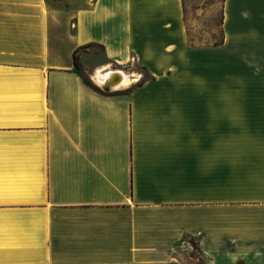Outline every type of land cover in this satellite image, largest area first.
<instances>
[{
    "label": "crops",
    "instance_id": "obj_1",
    "mask_svg": "<svg viewBox=\"0 0 264 264\" xmlns=\"http://www.w3.org/2000/svg\"><path fill=\"white\" fill-rule=\"evenodd\" d=\"M62 10L0 0V264H264V0L218 45L182 0ZM85 45L151 77L102 94Z\"/></svg>",
    "mask_w": 264,
    "mask_h": 264
},
{
    "label": "rangeland",
    "instance_id": "obj_2",
    "mask_svg": "<svg viewBox=\"0 0 264 264\" xmlns=\"http://www.w3.org/2000/svg\"><path fill=\"white\" fill-rule=\"evenodd\" d=\"M47 1L50 3V5L56 7L57 9H63L62 14L64 15V13L68 12V10L79 7L81 5L82 0ZM205 1L207 0H187L188 9L186 28L193 43H197L198 41H212V37H220L218 26L220 19V11L219 9L215 11H212L209 8L203 10L200 9V6L203 5ZM77 59L81 70L84 71L89 80L92 78L91 75H93L95 71L94 69L97 68L103 71L115 69H120L122 71H142L140 66L132 62L128 63V65H126L125 67L113 66L112 64L108 63L106 58L103 57L102 49L97 46H88L86 48L79 49L77 52ZM142 76L144 77V73H142ZM90 82L92 83L91 80ZM186 240L191 243V245L192 243L194 244V246L192 247V251L190 252V256H192L191 260L194 261L196 264L200 263V261L196 259L199 257L196 242L191 238H186Z\"/></svg>",
    "mask_w": 264,
    "mask_h": 264
},
{
    "label": "trees",
    "instance_id": "obj_3",
    "mask_svg": "<svg viewBox=\"0 0 264 264\" xmlns=\"http://www.w3.org/2000/svg\"><path fill=\"white\" fill-rule=\"evenodd\" d=\"M223 3L224 0H207L203 3V5L200 6V9H206L209 8L212 11H215L217 9H219L220 11V19H219V32H220V37L219 38H215L212 37V41H198L197 43H193L190 39L189 33H188V41L193 45V44H204V45H218L222 42L223 39V32H222V22H223V13H222V9H223ZM182 7H183V12H184V20L185 22L187 21V9H188V4H187V0H182ZM187 29V28H186ZM89 45H85L82 46V48L88 47ZM79 49V48H78ZM77 49V50H78ZM73 64L74 67L76 69V71L79 73V75L81 76L82 80L84 81L85 84H87L88 86H90L91 88H93L94 90L102 93V94H109L106 93L102 90H100L99 88H97L96 86H94L90 80L88 79V77L86 76V74L84 73V71L81 70L78 59H77V53L73 54ZM143 72H144V77L138 82V84H140L143 80L150 78L151 76L146 72V70H144L142 68ZM113 94V93H110ZM192 246H194V244L192 243Z\"/></svg>",
    "mask_w": 264,
    "mask_h": 264
},
{
    "label": "bare ground",
    "instance_id": "obj_4",
    "mask_svg": "<svg viewBox=\"0 0 264 264\" xmlns=\"http://www.w3.org/2000/svg\"><path fill=\"white\" fill-rule=\"evenodd\" d=\"M111 72H119L117 75V81L116 84L114 85L115 89H121L126 85H129L133 82L132 78L125 73L124 71H121L120 69H115V70H96L93 74V80L96 84H98V87L105 88L110 84L111 80Z\"/></svg>",
    "mask_w": 264,
    "mask_h": 264
},
{
    "label": "water",
    "instance_id": "obj_5",
    "mask_svg": "<svg viewBox=\"0 0 264 264\" xmlns=\"http://www.w3.org/2000/svg\"><path fill=\"white\" fill-rule=\"evenodd\" d=\"M118 73L119 72H111V80L109 81L110 84L107 87H105V88H101V87H99V88H101L104 91H113V90H115L114 85L116 84V81L118 80L117 79Z\"/></svg>",
    "mask_w": 264,
    "mask_h": 264
}]
</instances>
